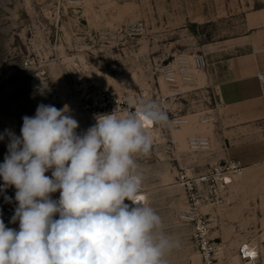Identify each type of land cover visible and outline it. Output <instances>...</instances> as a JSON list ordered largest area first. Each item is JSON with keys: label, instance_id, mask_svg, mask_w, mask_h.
Instances as JSON below:
<instances>
[{"label": "rangeland", "instance_id": "rangeland-1", "mask_svg": "<svg viewBox=\"0 0 264 264\" xmlns=\"http://www.w3.org/2000/svg\"><path fill=\"white\" fill-rule=\"evenodd\" d=\"M83 1L78 8L60 11L58 17L52 0H0V135L4 136L0 164L8 154L6 131L20 136L22 118L34 116L38 105L58 109L67 105L78 121L77 133L83 134L94 125L80 107L84 84L108 88L126 104L135 105L140 93L157 82L154 70L161 60L184 51L214 54L264 27V0ZM125 20L142 21L144 33L127 36L119 30ZM197 76L203 85L204 73ZM189 120L178 129L154 128L150 153L134 157L141 177L138 198L143 197V203L161 216L166 233L179 241L166 257L168 264H202L191 236L193 227L177 214L190 203L178 176L181 172L197 175L206 164H223L225 158L217 126H199L211 137L212 152H189L186 136L194 117ZM261 134H257L258 145L264 152ZM245 167L242 164L240 171L226 175L227 188L220 186L221 176H217L216 192L206 207L201 203L202 212L212 213L208 224L210 235L222 248L220 264H243L238 250L247 241L260 246V257L253 263L264 264V233L260 235L264 232V163ZM51 171L45 175L51 176ZM3 184L0 178V219L6 227L19 230V222H11L18 206L16 189ZM50 195L58 200L60 193Z\"/></svg>", "mask_w": 264, "mask_h": 264}, {"label": "clouds", "instance_id": "clouds-1", "mask_svg": "<svg viewBox=\"0 0 264 264\" xmlns=\"http://www.w3.org/2000/svg\"><path fill=\"white\" fill-rule=\"evenodd\" d=\"M22 119L20 136L6 131L0 164L2 187L16 189L11 222H19L16 230L0 219V264H168L179 241L137 196L134 157L153 143L145 126L168 121L155 102L124 116L98 115L83 134L67 105L40 104Z\"/></svg>", "mask_w": 264, "mask_h": 264}, {"label": "built area", "instance_id": "built-area-1", "mask_svg": "<svg viewBox=\"0 0 264 264\" xmlns=\"http://www.w3.org/2000/svg\"><path fill=\"white\" fill-rule=\"evenodd\" d=\"M83 3V0H52L58 17L60 11L73 10ZM119 30L129 37H134L144 33L145 24L139 20H125ZM206 67L205 53L176 52L167 61L161 60L156 65L154 74L157 82H152L140 93L141 98H138L139 104L155 102L168 117L166 123L148 124L145 126L146 129L158 126L178 129L190 124L189 117H194L191 132L186 136L187 148L192 153L212 152L211 137L200 132L199 126L216 127L219 111L225 107V102L219 95L218 85L207 82L201 85L199 82L197 75L204 72ZM257 78L264 84L263 74H258ZM81 91L80 107L93 124L96 123L95 117L98 115L114 112L117 116H124L136 110L135 105L126 104L108 88L96 87L92 82L84 84ZM222 161L223 164L217 162L206 164L205 171L197 175L192 176L181 172L178 176L187 188L190 203L179 208L177 214L182 222L192 225V240L202 264H220L222 248L217 238L210 235L208 221L212 219V213L210 210L202 212L201 203H204L203 206L206 207L212 193L216 192L217 176H221L220 186L227 188L230 181L227 180L226 175L234 174L242 169V163L239 160L223 158ZM252 244V249H256L254 254L248 250ZM238 257L243 264H254V260L257 262L260 257V246L250 241L242 242Z\"/></svg>", "mask_w": 264, "mask_h": 264}, {"label": "crops", "instance_id": "crops-1", "mask_svg": "<svg viewBox=\"0 0 264 264\" xmlns=\"http://www.w3.org/2000/svg\"><path fill=\"white\" fill-rule=\"evenodd\" d=\"M213 53L206 54L203 73L207 83L219 86L225 102L217 124L225 158L246 167L263 164L257 134L264 140V84L257 75H264V27L250 31L236 46Z\"/></svg>", "mask_w": 264, "mask_h": 264}, {"label": "bare ground", "instance_id": "bare-ground-1", "mask_svg": "<svg viewBox=\"0 0 264 264\" xmlns=\"http://www.w3.org/2000/svg\"><path fill=\"white\" fill-rule=\"evenodd\" d=\"M130 81H128V83H129ZM139 105V103H135V106L137 107ZM153 130H154V127L153 128H148L147 129V131H148V134L151 136V138H152V136L155 134L154 132H153ZM263 239H264V236H263ZM252 247H253V244L251 245V246H249V251H250V253L251 254H254L255 252H256V249H252Z\"/></svg>", "mask_w": 264, "mask_h": 264}, {"label": "snow or ice", "instance_id": "snow-or-ice-1", "mask_svg": "<svg viewBox=\"0 0 264 264\" xmlns=\"http://www.w3.org/2000/svg\"><path fill=\"white\" fill-rule=\"evenodd\" d=\"M138 199H141V200H142V199H143V197H139Z\"/></svg>", "mask_w": 264, "mask_h": 264}]
</instances>
